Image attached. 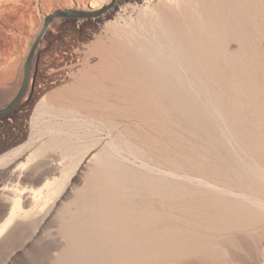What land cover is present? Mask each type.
<instances>
[{
  "label": "rangeland",
  "instance_id": "rangeland-1",
  "mask_svg": "<svg viewBox=\"0 0 264 264\" xmlns=\"http://www.w3.org/2000/svg\"><path fill=\"white\" fill-rule=\"evenodd\" d=\"M110 1L37 0L25 11L23 22L5 27L9 39L0 43V109L18 93L26 58L36 38H41L22 97L0 114V222L8 217L11 200L16 195L21 199V208L0 234V264H67L64 253L78 249L70 236L105 240L89 222L83 223L90 218L91 205L94 212L124 225L130 223L131 204L140 211L153 208L149 202L178 222L214 229L211 239L228 240L217 246L209 264H264V206L237 194L230 130L218 123L221 136L212 138L201 124L198 132L197 122L188 130L177 120L128 117L135 109L115 100L128 88L119 86L120 75L106 64L122 55L130 58L108 27L115 19L140 22L142 0H114L95 16L57 13L43 30L46 16L56 11L89 12ZM253 3L252 39L264 44V0ZM125 6L130 10H121ZM140 36L148 43L155 41L150 33ZM166 49L161 44L160 52L152 53L141 45L136 51L146 61L151 55L166 60ZM65 52L72 65H53ZM30 79L43 91L18 114ZM201 80L182 75L177 82L202 106L212 112L218 108L225 121L221 108L229 89L213 78L205 91H196L192 84ZM240 165L246 166L243 161ZM37 189L41 193L34 196ZM20 190L24 192L19 194ZM104 194L110 195L112 208H104Z\"/></svg>",
  "mask_w": 264,
  "mask_h": 264
},
{
  "label": "bare ground",
  "instance_id": "bare-ground-1",
  "mask_svg": "<svg viewBox=\"0 0 264 264\" xmlns=\"http://www.w3.org/2000/svg\"><path fill=\"white\" fill-rule=\"evenodd\" d=\"M36 2H0V29L3 30L0 43L6 44L9 39L5 27H17L26 17L25 11ZM253 2L142 0L139 7L144 18L135 23L137 27L125 18L115 19L108 27L114 36L122 40L123 54L126 53L130 60L122 55L118 60L108 62L106 67L120 75L117 76L119 86L128 88V91L121 90L126 93H119L115 99L135 109L133 113L128 110L132 113L128 117L141 115L145 117L142 120L149 122L153 119L177 120L188 130L193 127V122H197L198 132L201 133V124L212 138L221 136V131L216 128L218 123L226 126L230 130L235 154L233 181L239 190L237 194L246 196L249 203L263 207L264 44L252 39ZM121 10L126 12L130 9L125 6ZM147 33L154 36L155 41L148 43L140 39V35L146 37ZM161 44L167 45L169 59L158 56L154 59L152 55L148 61L140 59L137 51L141 45L152 53H159ZM3 51L7 53L6 48ZM71 63L72 58L66 53L61 55L60 62L53 65L63 64L68 68ZM126 73L131 77L128 78ZM181 74L203 78V81L192 84L196 91H205L209 84L214 83L213 78H220L222 86L229 89V95L223 96L224 107L218 106L224 112L220 110L225 121L220 120L224 118L217 107L212 112L210 107L202 106L190 96L188 88L177 82ZM42 91L43 87L35 79H30L25 96L18 104V114L24 113ZM241 161L245 167L240 165ZM20 191L19 194L24 192ZM40 193L41 189L34 190V196ZM103 197L104 208H112L111 199L108 200L110 195L104 194ZM11 202L8 217L0 222V234L16 216L17 209L21 208L19 196L16 195ZM149 203L153 208L140 210L141 213L131 204L130 223L124 225H117L106 215L94 212L91 205L88 210L90 218L83 223L86 225L89 222L87 225L93 231H100L105 240L69 235L78 249L73 251L71 247L69 252L64 253L67 264H209L210 257L218 253L217 246L227 244L228 240L211 239V235L216 233L214 229L205 230L199 224L178 222L164 208Z\"/></svg>",
  "mask_w": 264,
  "mask_h": 264
},
{
  "label": "water",
  "instance_id": "water-1",
  "mask_svg": "<svg viewBox=\"0 0 264 264\" xmlns=\"http://www.w3.org/2000/svg\"><path fill=\"white\" fill-rule=\"evenodd\" d=\"M114 3V0H111L109 3L101 6L100 8H97L93 11H89V12H82V11H78V10H71V9H68V8H65L63 10H59V11H56L48 16H46L45 18V24H44V27H43V30H45L48 22L57 14V13H62L66 16H69V17H82V16H90V15H98L100 13H102L103 11L107 10L109 7H111ZM40 38H41V35H39L36 40L34 41L30 51H29V54L26 58V61H25V64H24V73H23V79H22V82H21V86L19 88V91L18 93L16 94L15 98L10 102L9 105H7L6 107L0 109V114H3L7 111H9L11 108H13V106L19 101V99L22 97L24 91H25V88L27 86V83H28V80H29V74H30V68H31V63H32V60H33V57H34V54H35V50L39 44V41H40Z\"/></svg>",
  "mask_w": 264,
  "mask_h": 264
}]
</instances>
